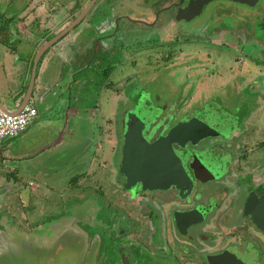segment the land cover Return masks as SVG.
<instances>
[{
    "label": "flooded vegetation",
    "instance_id": "af4514ba",
    "mask_svg": "<svg viewBox=\"0 0 264 264\" xmlns=\"http://www.w3.org/2000/svg\"><path fill=\"white\" fill-rule=\"evenodd\" d=\"M70 1L59 33L85 15L88 44L74 49L76 74L62 88L85 90L63 98L54 121L75 118V136L60 166L42 160L33 177L3 153L12 137L1 141L0 255L13 233L45 239L56 230L47 223L81 206L88 249L105 264H264V0ZM163 84L175 91L155 102ZM90 86L103 97L86 98ZM244 88L251 98L239 97ZM211 98L241 107L203 106ZM128 135L134 152L124 151ZM101 199L107 216L90 209Z\"/></svg>",
    "mask_w": 264,
    "mask_h": 264
},
{
    "label": "crops",
    "instance_id": "0c3cea01",
    "mask_svg": "<svg viewBox=\"0 0 264 264\" xmlns=\"http://www.w3.org/2000/svg\"><path fill=\"white\" fill-rule=\"evenodd\" d=\"M5 5L9 8H6L4 12L0 11V109L13 113L18 112L24 106V97L31 88L34 60L44 40H47L48 36L53 37L59 33L67 24L68 19L65 16L69 18L73 5L70 0H24L16 4L15 1H8ZM62 5L66 11L62 9ZM78 32H71L68 39H77ZM60 44L52 50L49 56L41 59L33 91L34 94L36 92V96L50 88L54 90L57 83L64 92L62 83L67 80V77L69 78V74L63 77V81H57L52 73L55 70L57 57L64 54L63 60H59L62 66L64 60L72 56L75 48L73 47L71 53L68 43ZM29 103L38 109V115L33 123L18 136L5 140L3 153L5 154L6 151L11 153L14 158H18L20 163L24 161V166L29 168V175L33 177L38 173L41 175L45 173L44 167L40 165L42 160L47 163L49 157L63 152L69 146L66 144L62 147L64 142L75 136L72 128L76 119L64 125L57 124L54 121L58 117L56 112L46 109L40 103H35L33 99ZM82 109L84 108L80 107L76 110L82 111ZM64 110L68 111L67 108H63ZM87 136L90 137V134L88 133ZM84 141L88 145L90 139ZM38 151L44 153L35 155L33 158L29 156V152L34 154ZM3 153L1 152L0 155ZM23 164L21 163V167Z\"/></svg>",
    "mask_w": 264,
    "mask_h": 264
},
{
    "label": "rangeland",
    "instance_id": "374dc122",
    "mask_svg": "<svg viewBox=\"0 0 264 264\" xmlns=\"http://www.w3.org/2000/svg\"><path fill=\"white\" fill-rule=\"evenodd\" d=\"M8 1H15L17 3H20L24 0H0L1 7L0 11L4 12L6 8L8 9L5 4ZM0 12V14H1ZM71 49V53H72ZM73 54V53H72ZM64 55V54H63ZM68 59V57H67ZM73 60V57H72ZM75 63V62H74ZM73 64V63H72ZM63 68L67 69L66 74H70L68 71V66L65 65ZM55 87V92H57L56 98H80L82 100L83 92L80 94L77 93V88L74 87L72 89V95L69 96V93L61 92V87H59L57 90ZM158 91H162V95L164 96L160 100H156L158 98H153L155 102H162V101H168L170 98H165L168 93L171 91L174 92L175 88L173 86L165 85L154 87L153 90L157 93ZM177 89V88H176ZM85 90V89H84ZM83 90V91H84ZM101 86H94L89 87V92L86 95V98H102L103 97V91ZM247 94L249 98H251V95L249 93L248 89H243L242 93L239 94L240 98H242V94ZM89 94V95H88ZM78 96V97H75ZM51 98H54L53 95H50ZM178 101V98H175ZM224 98H211L207 100V103H204L203 106L213 107V109H219L221 108L219 105L221 104L223 107H226V110L230 109L231 113H238L236 111L237 107H241V103L239 98H233L231 101L233 103V106H227L226 102L223 101ZM86 100V99H85ZM94 99H87L86 104L91 105V103H94ZM230 105V104H229ZM245 108L242 111L243 113L252 112L253 111V104L252 102H249L246 100L245 102ZM225 109V108H224ZM211 112V111H210ZM229 112V111H228ZM209 114V113H208ZM218 115L217 113L209 114V117ZM241 115V113H240ZM220 116V115H219ZM242 116V115H241ZM200 117H202V114L200 113ZM212 131V129H210ZM71 152L69 153V155ZM61 160L58 159V154L55 156L49 157V161L46 163V166L48 169L54 168L56 166L61 165ZM19 163V161L14 162V164ZM41 165V164H40ZM42 166V165H41ZM50 167V168H49ZM56 173L58 175L60 172L58 170ZM54 172V171H53ZM70 172H74L73 170H70ZM113 174L110 173V176ZM120 178V176L118 177ZM115 177H112V180H115ZM94 199H98V196H96ZM105 199L101 200H95L91 205L90 209L96 208L98 205H101L102 207L105 206V211H102L101 214L107 216V206L105 205ZM67 203V201H66ZM68 204V203H67ZM73 207V206H72ZM51 209H54L52 207ZM72 209V208H71ZM74 212H71V215L68 217L60 218L58 222L55 224V222L47 223L45 225V229H56L55 232H49V231H43L44 236L48 234V237L45 239H40L39 241H30L29 237H35L33 235H19L17 233H13V236H15V242L16 243H9L8 250L5 251L0 255V264H105L107 262L104 258V256L96 257L95 254L92 253L91 248L88 249V238L85 236L84 233H82L80 219L87 217L88 210H84L81 206H78L74 208ZM69 218V219H68ZM92 222H88L89 224ZM55 224V225H54ZM53 226V227H51ZM57 226V227H56ZM10 232V231H9ZM3 238L8 236V234L0 233ZM60 236H64L65 240L61 241L59 238ZM7 244H5L6 246ZM4 246V247H5ZM5 249H2L4 251Z\"/></svg>",
    "mask_w": 264,
    "mask_h": 264
},
{
    "label": "water",
    "instance_id": "95a60500",
    "mask_svg": "<svg viewBox=\"0 0 264 264\" xmlns=\"http://www.w3.org/2000/svg\"><path fill=\"white\" fill-rule=\"evenodd\" d=\"M87 9L84 11V13H86ZM68 20H72L73 16H68ZM85 17V15H82L81 17L77 18V20H75L74 22H72V24H70L69 26H67V28L65 30H63L61 33H57L55 36L51 37L48 36L49 38L47 40H44V44L41 46L40 50L38 51L36 58L34 60V65H33V78L31 81V88L28 92V94L24 97L23 100V105H26L27 103H29L30 100H34L35 103H40L41 105H44V107L46 109H52L53 112L55 113H59L61 111V103L63 102V98H56V96L58 95L57 92H55V89L52 90L53 88H50L49 90H47L46 92H44L43 94H38L39 96H36V92L34 94V86H35V80H36V76H37V69L38 66L41 62V59H43L44 57L46 58V56H49L52 52V50L55 49V47L57 45L61 44H66L68 43V45H70L69 47L73 50V47L76 48V54L77 53H82L84 51V45L87 46L88 44V40H87V35H84V33L86 32L83 28H81V24L80 22L82 21V19ZM79 25V26H78ZM77 31H79V36L77 37V39H72L69 38V34L73 31V29L75 27H77ZM85 38V41H84ZM67 40V41H66ZM84 41V43H83ZM60 44V45H61ZM60 55V54H59ZM57 57V56H55ZM63 54L62 56H59V58L57 57V63L55 66V70L53 71V78L55 77V79L58 81H63V77L66 75L67 69L63 68L65 65L68 66V71L72 72L73 74H76V69H77V64L74 63L76 61V57L71 56L69 57V59H65L64 63L62 64V66H60V62L59 60H63ZM73 57V60H72ZM77 62V61H76ZM73 63V64H72ZM52 78V79H53ZM55 87H60V84L57 83V85ZM54 87V88H55ZM56 88L57 90H60ZM76 90L77 93L80 94L81 92H83L84 87L82 85H76ZM67 90L69 93V96L72 95V89H68V85H67ZM62 92V90H61ZM53 95L54 98H51L50 95ZM78 97V96H75ZM68 100H70L71 98H67ZM75 101H77L79 98H73ZM70 102H69V106H70ZM71 108V107H70ZM74 108V107H73ZM72 108V109H73ZM8 111V110H6ZM126 145H125V149L124 151L128 152L130 150V152H134L132 149H134V147H132L133 143L137 144V140L136 139H131L130 136L128 135L127 140L125 141ZM125 157V156H124ZM124 159V158H123ZM126 159V158H125ZM124 163L125 161H123L122 166L120 167L121 170H124Z\"/></svg>",
    "mask_w": 264,
    "mask_h": 264
},
{
    "label": "built area",
    "instance_id": "2783aa9c",
    "mask_svg": "<svg viewBox=\"0 0 264 264\" xmlns=\"http://www.w3.org/2000/svg\"><path fill=\"white\" fill-rule=\"evenodd\" d=\"M38 114L37 108L28 103L18 112H5L0 109V143L6 137H15L24 131Z\"/></svg>",
    "mask_w": 264,
    "mask_h": 264
}]
</instances>
